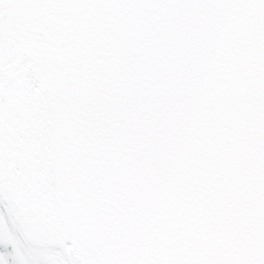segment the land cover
Segmentation results:
<instances>
[{"label": "water", "instance_id": "obj_1", "mask_svg": "<svg viewBox=\"0 0 264 264\" xmlns=\"http://www.w3.org/2000/svg\"><path fill=\"white\" fill-rule=\"evenodd\" d=\"M0 197L92 264H264V0H0Z\"/></svg>", "mask_w": 264, "mask_h": 264}, {"label": "bare ground", "instance_id": "obj_2", "mask_svg": "<svg viewBox=\"0 0 264 264\" xmlns=\"http://www.w3.org/2000/svg\"><path fill=\"white\" fill-rule=\"evenodd\" d=\"M0 215L3 217L6 232H8L13 248L24 264H54L49 257L43 256L30 249L22 240L18 230L11 223L4 209L0 206Z\"/></svg>", "mask_w": 264, "mask_h": 264}, {"label": "rangeland", "instance_id": "obj_3", "mask_svg": "<svg viewBox=\"0 0 264 264\" xmlns=\"http://www.w3.org/2000/svg\"><path fill=\"white\" fill-rule=\"evenodd\" d=\"M7 233L3 227V221L0 218V264H22L17 254L9 245Z\"/></svg>", "mask_w": 264, "mask_h": 264}]
</instances>
